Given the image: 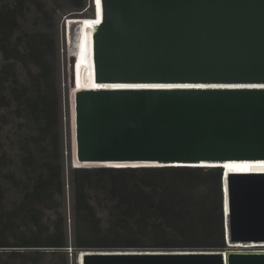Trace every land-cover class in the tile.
Here are the masks:
<instances>
[{
  "label": "water",
  "instance_id": "obj_1",
  "mask_svg": "<svg viewBox=\"0 0 264 264\" xmlns=\"http://www.w3.org/2000/svg\"><path fill=\"white\" fill-rule=\"evenodd\" d=\"M99 3L69 166L221 168L226 248L77 249L69 264H264L246 247L264 243V172L224 168L264 162V0Z\"/></svg>",
  "mask_w": 264,
  "mask_h": 264
},
{
  "label": "trees",
  "instance_id": "obj_2",
  "mask_svg": "<svg viewBox=\"0 0 264 264\" xmlns=\"http://www.w3.org/2000/svg\"><path fill=\"white\" fill-rule=\"evenodd\" d=\"M62 3L84 8V0H0V249L23 251L0 253V264H69V249H225L221 168L69 166L56 66Z\"/></svg>",
  "mask_w": 264,
  "mask_h": 264
},
{
  "label": "rangeland",
  "instance_id": "obj_3",
  "mask_svg": "<svg viewBox=\"0 0 264 264\" xmlns=\"http://www.w3.org/2000/svg\"><path fill=\"white\" fill-rule=\"evenodd\" d=\"M93 1L94 0H84V8L80 10H76V9L69 10L66 7L67 3H62V5L65 4L64 6L67 10L55 13L56 14L55 33L57 37L56 66L58 71V84L60 87V96H61L62 140H63L64 157H66L67 153L70 152V149H72L71 127H70L72 124L71 105H70L71 103L69 102L70 90L74 85L77 86L83 84L84 81L87 80V76L90 77L92 74V68L87 64H85L84 62L81 63V60L83 59V52L87 51V46L84 45V43L89 36V25H87L86 23L88 22L87 21L88 19L95 18V16H93L94 12L91 11V9L96 5V2L95 5H93ZM70 18H72V20H70ZM28 20L29 23L26 24L27 27L31 24V16L29 17ZM67 24H69V26ZM71 56L73 57V61H74V69L72 73H70V67H69ZM74 77L76 80L75 84L73 83ZM8 131H9V127H6L5 130H3L2 134L5 135L6 133H8ZM5 136H3V138ZM86 169H92V168H86ZM64 184H65L64 185L65 225L67 229L68 238L69 240H71L72 239L71 208H72L73 191L70 184V175L68 172V168L65 169ZM48 215L51 218H54L53 213L50 212L48 213ZM101 216L103 217V215ZM12 250L15 252H23L21 251V249H0V253L11 252ZM47 250L48 249H46L45 252H47ZM68 255L69 257L71 256L74 257L73 251L72 252L68 251ZM44 263L50 264L51 263L50 258L46 257Z\"/></svg>",
  "mask_w": 264,
  "mask_h": 264
},
{
  "label": "bare ground",
  "instance_id": "obj_4",
  "mask_svg": "<svg viewBox=\"0 0 264 264\" xmlns=\"http://www.w3.org/2000/svg\"><path fill=\"white\" fill-rule=\"evenodd\" d=\"M96 2V6H97V10H98V15L94 18V19H88L87 21V25H89V36L88 39L85 40L84 45L87 46V51L83 52V59L81 60V63H85L88 66H90L92 68V74L90 77L87 76V80L84 81L83 84L80 85H74L75 84V77H74V81H73V87L70 90V94H69V102L71 103V119H72V124H71V139H72V149L73 152L75 151V123H74V118H75V112H74V94L76 92H78L79 90L82 89H89L91 87H95V83L93 82V67H92V48H91V27L94 26V23L97 24L100 20V3L99 0H95ZM83 45V46H84ZM87 62V63H86ZM71 85V84H70ZM112 87V86H111ZM81 167L80 168H98L99 166H103V164H80ZM142 164H128L127 166H140ZM144 165V164H143ZM191 165V164H190ZM195 165V164H194ZM107 166H110V164H107ZM113 166H122V165H113ZM125 166V165H123ZM224 168L228 170V168H232L234 171L236 172H240V173H247V172H264V162H227L224 164ZM224 193H226V188L224 187ZM223 194V193H222ZM225 204V211L227 212V207H226V203L224 201ZM226 215V213H225ZM224 216V215H223ZM226 217V216H225ZM225 217H224V222H225ZM245 244H235L233 247L235 249H241L243 248ZM246 247H248L249 249L255 250V249H259L262 248L260 250H264V243H250V244H246ZM81 264V262H80Z\"/></svg>",
  "mask_w": 264,
  "mask_h": 264
},
{
  "label": "built area",
  "instance_id": "obj_5",
  "mask_svg": "<svg viewBox=\"0 0 264 264\" xmlns=\"http://www.w3.org/2000/svg\"><path fill=\"white\" fill-rule=\"evenodd\" d=\"M69 250H70V249H69ZM69 250H68V251H69Z\"/></svg>",
  "mask_w": 264,
  "mask_h": 264
},
{
  "label": "clouds",
  "instance_id": "obj_6",
  "mask_svg": "<svg viewBox=\"0 0 264 264\" xmlns=\"http://www.w3.org/2000/svg\"><path fill=\"white\" fill-rule=\"evenodd\" d=\"M196 165V164H195Z\"/></svg>",
  "mask_w": 264,
  "mask_h": 264
}]
</instances>
